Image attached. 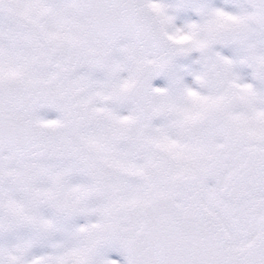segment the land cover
<instances>
[{"label": "snow or ice", "instance_id": "obj_1", "mask_svg": "<svg viewBox=\"0 0 264 264\" xmlns=\"http://www.w3.org/2000/svg\"><path fill=\"white\" fill-rule=\"evenodd\" d=\"M233 7L0 0V264H264V0Z\"/></svg>", "mask_w": 264, "mask_h": 264}, {"label": "rangeland", "instance_id": "obj_2", "mask_svg": "<svg viewBox=\"0 0 264 264\" xmlns=\"http://www.w3.org/2000/svg\"><path fill=\"white\" fill-rule=\"evenodd\" d=\"M177 1V2H176ZM167 3L175 5L178 3V0H166ZM176 2V3H175ZM203 2L209 4L210 6L218 9H223L228 12H235L236 9L233 7V4L237 2V0H228L226 3L225 0H203ZM198 18L192 13L190 10L189 11H182L178 14V19L176 21L177 26H181L186 22H193L196 21ZM218 51H221V53L225 56L231 57L233 53L228 50V49H217ZM197 58L196 54H193L191 58L188 59H182L178 61L179 65L181 67H191L192 69H195L197 66L194 65L192 62ZM241 76L247 80L251 81V73L250 70L248 69H241ZM185 83L191 85L192 84V77L185 74ZM153 86L154 87H159L163 88L167 86V80L164 77H160L156 80L153 81ZM84 221L81 220L80 223H83ZM36 254L39 255L41 254V250L37 249ZM113 258H116L113 256Z\"/></svg>", "mask_w": 264, "mask_h": 264}, {"label": "bare ground", "instance_id": "obj_3", "mask_svg": "<svg viewBox=\"0 0 264 264\" xmlns=\"http://www.w3.org/2000/svg\"><path fill=\"white\" fill-rule=\"evenodd\" d=\"M176 2H177V1H176ZM176 2H175V3H176Z\"/></svg>", "mask_w": 264, "mask_h": 264}]
</instances>
